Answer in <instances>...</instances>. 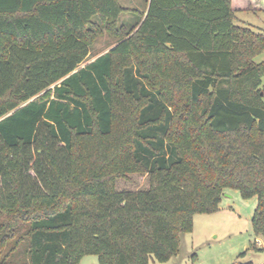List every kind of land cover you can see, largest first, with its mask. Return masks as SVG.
Returning a JSON list of instances; mask_svg holds the SVG:
<instances>
[{"label": "trees", "instance_id": "1", "mask_svg": "<svg viewBox=\"0 0 264 264\" xmlns=\"http://www.w3.org/2000/svg\"><path fill=\"white\" fill-rule=\"evenodd\" d=\"M239 10L264 5L149 0L128 26L120 0H0V264L167 261L227 188L264 237V32Z\"/></svg>", "mask_w": 264, "mask_h": 264}, {"label": "rangeland", "instance_id": "2", "mask_svg": "<svg viewBox=\"0 0 264 264\" xmlns=\"http://www.w3.org/2000/svg\"><path fill=\"white\" fill-rule=\"evenodd\" d=\"M121 4L137 10L122 14L121 23L128 26L139 20L140 12L147 8L148 0H120ZM264 5L263 0H254ZM236 23L246 25L257 32H264V10L236 12ZM118 39L107 32L99 36L91 46L90 55L83 65L110 50ZM256 62L264 61V51L257 55ZM34 157L38 154L33 148ZM31 177L36 173L31 171ZM149 186L147 174L134 173L126 179H119V189L138 190ZM258 204L256 196L243 197L239 190L227 188L222 196L219 209L212 213L194 216L193 228L182 237L180 253L167 261L154 256L149 264H264V237L257 236L252 218ZM79 264H100L97 255L83 256Z\"/></svg>", "mask_w": 264, "mask_h": 264}, {"label": "crops", "instance_id": "3", "mask_svg": "<svg viewBox=\"0 0 264 264\" xmlns=\"http://www.w3.org/2000/svg\"><path fill=\"white\" fill-rule=\"evenodd\" d=\"M148 3H149V0H148ZM148 3H147V5H148Z\"/></svg>", "mask_w": 264, "mask_h": 264}]
</instances>
